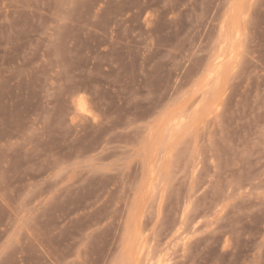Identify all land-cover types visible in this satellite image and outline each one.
<instances>
[{
  "label": "rangeland",
  "instance_id": "1",
  "mask_svg": "<svg viewBox=\"0 0 264 264\" xmlns=\"http://www.w3.org/2000/svg\"><path fill=\"white\" fill-rule=\"evenodd\" d=\"M0 264H264V0H0Z\"/></svg>",
  "mask_w": 264,
  "mask_h": 264
}]
</instances>
